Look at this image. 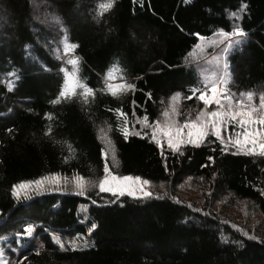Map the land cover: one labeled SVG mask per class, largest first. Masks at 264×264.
Instances as JSON below:
<instances>
[{
  "label": "trees",
  "instance_id": "trees-1",
  "mask_svg": "<svg viewBox=\"0 0 264 264\" xmlns=\"http://www.w3.org/2000/svg\"><path fill=\"white\" fill-rule=\"evenodd\" d=\"M103 2L0 0V239L16 234L12 248H19L25 227L32 224L44 246L18 257L11 249L10 260L264 264V235L215 210L232 197L252 203L264 221V156L223 151L214 137L179 150L151 138L168 97L180 93L184 105L193 106L194 100L185 97L199 88L197 64L217 51L210 40L219 30L239 27L246 33L228 54L234 89L264 90V0H115L98 15ZM242 4L246 8L240 11ZM65 37L78 45L67 54ZM72 56L79 57L76 79L95 96L85 103L77 87L70 99L53 104L65 71L73 70L67 63ZM113 65L120 71L108 77ZM126 84L135 88L116 96L107 90V85ZM109 109L127 114V140L125 117ZM106 166L114 175L164 183L167 193L137 199L93 188L84 195H13V185L53 174L99 180ZM186 180L205 184L201 206L177 195ZM83 205L88 206L86 219L79 213ZM52 234L89 235L94 243L61 250Z\"/></svg>",
  "mask_w": 264,
  "mask_h": 264
},
{
  "label": "rangeland",
  "instance_id": "rangeland-1",
  "mask_svg": "<svg viewBox=\"0 0 264 264\" xmlns=\"http://www.w3.org/2000/svg\"><path fill=\"white\" fill-rule=\"evenodd\" d=\"M237 38L238 36H233L230 39L234 41ZM220 39L221 38L218 35H216L212 38V40H210L211 42H216L218 44L217 45L218 48L216 49L217 51L214 52L211 55V57L209 58L207 57V60H204L201 63L197 64V76L200 79L199 88H203L206 83H210L212 80L219 81V78L223 77L225 72H227L229 74L227 78L228 79L227 84L219 83V87L221 89L227 88L230 90V93L234 98L233 110H236L239 108V105L235 104V100L240 99L241 98L240 94L245 92H237L234 89L229 68L224 67L225 62H227L228 65V54H230L229 51L232 49V47H230L228 52L225 53L223 49L225 45L228 44V40H223V42H220ZM261 92H264V90ZM261 92H258L257 96L254 97V102L257 105L259 104L258 94ZM173 95H171L170 97H168V99L164 101L162 111L156 120V122L157 121L159 122L160 128H165L167 123L174 122L172 123L173 146L169 147L168 136L164 135L163 132H161L160 130L156 131V137L153 140L155 142L159 141L158 144L162 147H167L173 150H177L176 144H178L179 149H181V147L187 144L194 145L192 143H188V140L190 138L193 140L197 139L196 137L197 129L195 128L189 129L184 127L185 121L195 120L201 109H204L205 111H209V110L215 111L216 106L208 105L207 108H205L203 102L198 99L199 93H197L196 95H191V99L194 100V104L193 106L188 108V106L184 105L185 102L182 96H180V98L174 101L172 99ZM244 102L245 104L248 103L246 98H244ZM173 108L176 109L175 113H173L172 111ZM165 111L169 113L167 118L162 115V113ZM176 126H179L181 129L179 134H176L175 132ZM256 127L258 126L253 125L252 129L254 130ZM241 131H242L241 128L238 126L233 130V122L228 120L221 126V137L223 138L225 143H221L219 139L218 141H220V143L223 145L224 148L227 147V150L245 154L248 152V149L249 147H251V144L245 146L243 143V137H240L241 144L237 145L235 143V140L237 139L238 134ZM189 132L192 133L191 137H189L188 135ZM209 137L216 138L215 129L209 128L208 135L203 138V142L199 143V145L205 143ZM151 138H152V130H151ZM256 151L259 152L258 147L256 148ZM55 175L58 177L57 179H53L52 178L53 175L45 176V177H49V179L44 180L42 184L39 186L35 184H31L24 188L18 187L16 189L18 195L15 196L18 199H21L26 197H32L38 194L52 193V192H56V193L66 192V193L84 195L88 190H91L93 188H96L101 192H110L118 195H127L137 199H147L150 197H156L160 194L167 193V186L164 183H154L149 180H145L141 177L139 181L136 180L125 181L122 179L123 177H136V176L114 175L109 171V169L107 172H105L104 176L99 180H89L81 176L67 177L59 174H55ZM112 177H117L118 179L113 180ZM101 181H104L105 182L104 187L110 190H101L100 187ZM143 181H148V183L144 184ZM204 188H205V184L202 183L201 181L186 180L185 183L179 188L177 195L185 201L201 206L206 199ZM81 192H83V194H80ZM145 192L150 193V195H144ZM215 210L218 211L223 217L231 221H234L235 223H238L244 227H247L253 233H256L257 235H264V221L252 203L247 201H240L232 197H227L222 199V201L215 206ZM87 211H88V206L83 205L80 207L79 213L84 219H86ZM28 225H32V224H28ZM36 230H37L36 227L32 225L31 234L28 235L24 233V235L21 237L23 240V244L19 248H15V247L12 248L14 245V240L19 239V237L16 234H13L9 237L1 238L0 264L15 263V260L11 261L9 256L7 255V252L11 249L17 254V257L24 250H28L31 248L43 249L44 246L41 243L40 238L36 234ZM52 239L61 250L83 249L92 246L94 243L93 240L89 238V235L87 237H78L74 239V238H63L59 235L52 234ZM61 245H63V247H61Z\"/></svg>",
  "mask_w": 264,
  "mask_h": 264
},
{
  "label": "snow or ice",
  "instance_id": "snow-or-ice-1",
  "mask_svg": "<svg viewBox=\"0 0 264 264\" xmlns=\"http://www.w3.org/2000/svg\"><path fill=\"white\" fill-rule=\"evenodd\" d=\"M185 2H189V0H185ZM115 3V0H104L103 3L98 5V15H102L104 12L108 11L112 8L113 4ZM244 8H246V5H241L240 11H243ZM230 17H238L237 12H231L229 13ZM198 35V34H197ZM217 35L221 38L220 42H223V40H228V44L225 45L223 51L225 53L228 52L229 48L231 47L232 43H239V40L232 41L230 38L233 36L243 37L246 35L242 29L239 27H234L231 32H224L223 30H219ZM205 39V38H201ZM78 45L76 44H70L67 42V38H64L63 43V49L64 52L70 53L77 48ZM59 58V57H58ZM67 63L73 66V70L71 72H66L64 69H61V71H65V77H64V85L62 86L57 98L51 103H59L61 99H70L72 95L75 94V89L79 87L82 91L80 95L84 97V102L87 103V98L89 96L94 97L95 91L92 88L87 87V85L83 84L82 82L78 81L76 79V72H77V66L79 64V57L72 56V58L67 60ZM224 67L227 68V62H225ZM114 71H120L117 65H113L112 68L107 73L108 77L113 76ZM10 75H14L11 74ZM228 73L225 72L223 77L219 78V81L212 80L210 83H206L203 88H191L189 91L192 93V95H196L199 93L198 99L203 102V105L205 108H207L208 105H215L216 110L215 111H205L204 109H201V111L198 113L195 120L192 121H185L184 127L189 129H197L196 137L197 139H189L188 143H192L196 146H199V143L203 142V138L208 135L209 128L215 129V135L216 138L221 141V143H225L223 138L221 137V126L228 120L233 122V130L238 126L241 128V132L238 134L237 139L235 140V143L237 145L241 144L240 137H243V143L245 146H248L251 144V147H249L248 152L245 154H253V155H261L264 156V92H261L258 94L259 97V104L257 105L254 102V97L257 96V93L253 91H248L245 93L240 94V99L235 100V104L239 105V108L236 110H233V96L230 93V90L227 88L221 89L219 87V83L227 84L228 82ZM135 85L133 84H126V85H119V86H112L107 85V90L109 93L113 96H116L118 94L119 90H130L134 89ZM9 90H11V87H9ZM150 96V94H149ZM180 93H175L172 97V99L175 101L178 98H180ZM244 98L247 99L248 103L245 104ZM185 99H191V96H186ZM133 103H135L133 101ZM109 111H115L119 116L125 117L124 119V128L122 129V134L127 140L129 136V130L127 127L128 121H127V114L123 113L120 109H109ZM173 113H175L176 109H172ZM162 115L164 117H168L169 113L167 111L163 112ZM49 119H51L50 114H46ZM255 117V118H254ZM142 120L145 121L146 126H151L147 124V116L141 117ZM199 122V123H198ZM172 123H167L165 128H160L159 122H153L155 126H152V139H155L156 137V131L160 130L163 132L164 135L168 136V144L169 147L173 146V140H172ZM253 125H257L254 130L252 129ZM180 127L176 126L175 132L176 134H179ZM10 131V130H9ZM48 132H51V128L48 129ZM136 135H141L140 132H137ZM189 137H191L192 133H188ZM231 140V138H230ZM159 143V141H157ZM259 148V152L256 151V148ZM177 150L179 149V145L176 144ZM223 151H227V147L223 149ZM209 160H212V157H209ZM107 166L105 167V172H107ZM53 179H57L58 177L53 174ZM49 179V177H41L40 179H37L35 181H26L21 182L20 185H13V195H18L16 192V189L24 188L28 185L35 184V185H41L44 180ZM82 179V178H80ZM113 180L118 179L117 177H112ZM125 181L130 180H136L139 181L140 177H123L122 178ZM104 181H101L100 187L101 190H110L106 189L104 187ZM144 184H147L148 181H143ZM80 194H83L81 192ZM132 194V193H130ZM264 195V193H261ZM144 195H150V193L145 192ZM92 228H95V224H92ZM32 230V225H28L25 228V234L30 235ZM63 247V245H61Z\"/></svg>",
  "mask_w": 264,
  "mask_h": 264
}]
</instances>
